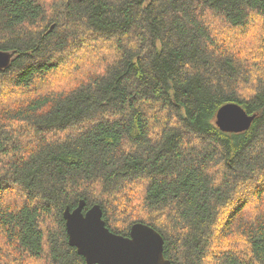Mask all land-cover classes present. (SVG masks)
Returning a JSON list of instances; mask_svg holds the SVG:
<instances>
[{
	"label": "trees",
	"instance_id": "16d2710c",
	"mask_svg": "<svg viewBox=\"0 0 264 264\" xmlns=\"http://www.w3.org/2000/svg\"><path fill=\"white\" fill-rule=\"evenodd\" d=\"M0 49V264H87L80 200L172 264H264V0H0Z\"/></svg>",
	"mask_w": 264,
	"mask_h": 264
},
{
	"label": "water",
	"instance_id": "95a60500",
	"mask_svg": "<svg viewBox=\"0 0 264 264\" xmlns=\"http://www.w3.org/2000/svg\"><path fill=\"white\" fill-rule=\"evenodd\" d=\"M13 51L0 49V70L6 69ZM255 114H248L237 103L229 102L218 108L215 124L223 132L239 133L247 130ZM84 200L70 210L63 211L68 243L85 258L87 264H172L163 254L164 239L152 226L136 222L128 236L114 233L102 218L100 205L83 210Z\"/></svg>",
	"mask_w": 264,
	"mask_h": 264
}]
</instances>
